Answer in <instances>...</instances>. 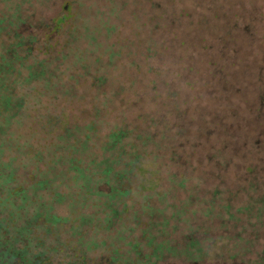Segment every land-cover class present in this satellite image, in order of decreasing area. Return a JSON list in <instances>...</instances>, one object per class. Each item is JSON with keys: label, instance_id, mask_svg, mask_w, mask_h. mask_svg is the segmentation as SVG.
I'll return each mask as SVG.
<instances>
[{"label": "trees", "instance_id": "1", "mask_svg": "<svg viewBox=\"0 0 264 264\" xmlns=\"http://www.w3.org/2000/svg\"><path fill=\"white\" fill-rule=\"evenodd\" d=\"M51 1L64 4L44 39L8 34L0 47V264H264L263 139L220 140L208 119L192 124L208 110L185 99L191 73L208 79V30L183 0H161L144 50L117 40L75 47L65 63L70 40L49 36L70 24L75 0ZM128 71L143 78L119 86ZM199 186L205 219L190 220Z\"/></svg>", "mask_w": 264, "mask_h": 264}, {"label": "rangeland", "instance_id": "2", "mask_svg": "<svg viewBox=\"0 0 264 264\" xmlns=\"http://www.w3.org/2000/svg\"><path fill=\"white\" fill-rule=\"evenodd\" d=\"M160 3L161 0H75L72 2L74 17L69 19L70 24L64 26L59 33L50 34L49 38H57L59 41L70 40L71 44L67 49L70 54L63 60L65 63L73 59L75 47L85 48L89 45L90 48H94L99 45L101 50L105 45L111 42L113 44L117 40L119 44L115 47L120 46L119 51L139 52L136 49L144 50L145 46L137 42L138 40L144 42L146 36L144 30H147V24L151 22L150 18L157 14V17H154L157 25L161 20V15L158 14ZM63 4V1H60L54 5L51 0H0V47L2 42L9 41L8 34L11 36L18 34L24 38L35 35L41 40L44 39L47 32L45 28L61 13ZM183 4L191 10L194 20H199V25L203 26L202 30H208L207 81H200L198 74L193 72L190 77L193 79L194 88L191 91L187 85L179 83L177 86L183 85V90L191 92L192 95L185 97L190 108L198 109L199 106H204V109L208 110V113L194 110L192 124L195 123L196 117L199 122L208 119L211 135L218 134L220 140L224 133L233 134L234 138L241 134L238 141L242 139L241 147L246 149L253 139L247 135L252 133L262 138L264 142V0H199L192 3L190 0H183ZM16 11L21 13L23 22L13 17ZM195 11L198 12L199 18L194 16ZM203 22L208 24V27H204ZM106 29H111L109 38L105 37ZM151 38L157 43L156 37L151 36L148 39ZM34 44L27 64L36 56L37 47ZM14 48L18 52L22 51L20 47ZM0 51L3 49L0 48ZM57 62L61 63V60L58 59ZM53 66L54 62L49 61L47 69L51 70ZM195 69L199 68L194 65V71ZM101 70L105 71L104 68ZM59 72L57 74H60ZM142 78L143 73L137 77H133L130 71L122 73L118 78L119 86L127 87L132 81H139ZM134 86L140 90L137 83H134ZM122 91H126L124 87ZM122 96H127L126 92ZM199 116L202 119H199ZM207 136L199 135L198 140L192 143L195 145L192 149L199 153L201 152L197 150L204 147L208 149L210 141ZM217 145L215 143V146ZM193 158L194 161L205 160L204 157L196 160L195 156ZM179 161L191 162L184 155ZM194 161L192 163H195ZM190 180L194 181V178ZM200 187L188 191L190 195L191 193L201 195L197 199L194 196L190 197L192 204L189 207L193 208V211L194 206L198 208L196 206L198 200L208 196L204 195ZM204 188L208 189V180L205 181ZM183 192L177 188L174 194ZM205 200L204 209H197L199 212L191 215L190 220L198 217L205 219L204 212L208 199Z\"/></svg>", "mask_w": 264, "mask_h": 264}]
</instances>
